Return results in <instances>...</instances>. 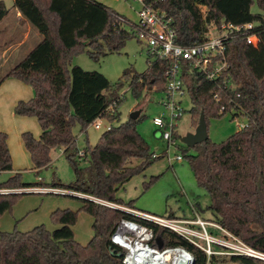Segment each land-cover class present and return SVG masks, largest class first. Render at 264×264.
<instances>
[{
    "label": "trees",
    "instance_id": "16d2710c",
    "mask_svg": "<svg viewBox=\"0 0 264 264\" xmlns=\"http://www.w3.org/2000/svg\"><path fill=\"white\" fill-rule=\"evenodd\" d=\"M254 0H157L155 6L173 18L178 39L192 44L201 41L206 23L226 19L234 24L253 23L258 34L257 46L238 38L228 44L229 68L220 81H210L204 73L185 67V82L193 106L192 124L199 123L204 112L209 117H221L233 106L236 114L247 118V125L222 142L210 138L193 147L189 157L198 184L209 197L208 206L216 221L240 237L248 245L264 252V0H258L261 12L254 13ZM206 7L204 17L200 6ZM23 16L42 35V40L15 66L7 77H15L34 88L30 100H19L14 111L20 116H34L41 126L39 137L31 131L22 133L35 169L52 164L51 151L60 148L73 165L75 181H53L56 188L86 195H69L82 200L81 209L93 216L94 235L87 244L75 238L73 226L78 211L70 208L54 210L51 218L59 225L54 230L44 224L28 231L0 230V264H123L121 248L111 241L119 220L135 218L132 214L104 202L135 208V200L125 203L117 193L132 177L145 172L158 158L151 152L147 140L137 129V119L128 118L112 124L101 134L94 146L77 147L74 126L81 130L98 118L108 115L109 107L123 100L120 88L129 81L130 89L140 97L146 88L165 89L166 62L154 61L145 72L127 68L113 84L102 72L86 70L79 65L69 67L72 54L86 48L99 60L109 53L120 52L132 32L124 28L125 19L116 10L98 0H14ZM10 13L0 0V22ZM133 34L137 37L136 27ZM228 78L234 85L226 86ZM219 91L217 102L212 93ZM225 105L226 111H221ZM113 122L117 111L108 115ZM174 138H180L176 133ZM80 151L83 154H80ZM140 162L132 165V160ZM87 161L85 166L80 162ZM8 134L0 131V172L13 170ZM37 184H43L40 180ZM22 181L21 173L0 182V189L31 187ZM24 193H0V215L12 208ZM151 225L164 246L185 245L195 256L194 264H208L207 254L172 230L142 220ZM227 264H264L263 260L245 255L213 256Z\"/></svg>",
    "mask_w": 264,
    "mask_h": 264
},
{
    "label": "rangeland",
    "instance_id": "374dc122",
    "mask_svg": "<svg viewBox=\"0 0 264 264\" xmlns=\"http://www.w3.org/2000/svg\"><path fill=\"white\" fill-rule=\"evenodd\" d=\"M2 1L10 9V13L0 25V80L24 58L27 49L38 41L36 30L30 26L25 28L22 18H19L18 12L14 8V0ZM98 1L104 2L122 15L125 19L124 28L132 32V36L120 52L109 53L99 60L93 59L86 48L79 49L72 54L69 67L79 65L86 70L100 71L113 84L121 79L124 71L129 67H133L140 73L145 72L149 66L146 48L133 34V25L139 19L138 11L141 4L135 0ZM252 11L254 13L262 11L258 0H254ZM26 35L29 36L27 45L24 43ZM10 45L13 47L5 52L4 50L8 49ZM4 47L6 48L2 49ZM5 56L8 59H4ZM1 65L3 66L1 67ZM11 83L20 84V89ZM129 83V81H125L119 91L123 95V100L117 107V111L120 113L118 119L109 122V119L101 118L100 128L91 124L86 131L81 130L79 123L74 126L78 149L85 150L89 145L94 146L101 134L107 130L109 124L125 121L130 118L134 111L140 110L142 117L137 123V129L147 140L151 152L161 157L145 172L135 175L120 188L117 193L118 197L122 198L125 203L135 200L134 205L137 209L152 214L195 217V213L198 212L201 218L211 221L213 216L208 208L210 197L207 191L198 184L189 157L184 156V151H187V155H192L195 150L188 148L181 141L182 137L194 132L198 125V123L195 126L192 124L191 109L193 103L189 93L187 92L183 96L182 105L185 111L178 122L177 133L180 138L177 139V147L179 149L172 147L170 151L172 158L177 153L182 154L184 158L182 161L173 159L170 163L168 155L165 153L168 148L167 142L161 138V133L153 121L155 117H159L165 112V107L160 103L166 96L164 89L157 88V86L151 89L146 88L140 97H136L130 89ZM2 84L4 85L0 89V131H5L8 134V144L14 168L12 171L0 172V182L7 181L16 173H21L22 181L33 185L28 187L27 191H24L23 187L17 188L16 192L24 193V195L16 201L11 209L0 215V230L28 231L41 224L50 230H54L59 225L51 218L52 212L58 208H70L78 211V220L73 226L75 238L81 244H87L94 235L92 228L94 220L91 214L81 209L82 200L64 193H36L30 190L38 187L53 188V181L68 184L76 179L73 165L60 148L52 149V164L49 167L40 171L34 167L31 156L24 145L22 133L31 131L34 136H39L41 126L34 116L16 115L13 107L15 106V99L19 98L16 97L17 95L21 96V100L26 101L33 98L35 96L34 88L15 77H7ZM232 116L231 113H227L221 117L212 116L208 118V133L212 141L219 143L226 140L240 130V122H247L245 116L236 115L234 118ZM139 162L138 159H133L131 163L136 165ZM80 164L85 166L87 161H82ZM39 180L43 184H37ZM207 228L209 231L217 233L213 227L208 226ZM215 264L227 263L217 260Z\"/></svg>",
    "mask_w": 264,
    "mask_h": 264
},
{
    "label": "built area",
    "instance_id": "2783aa9c",
    "mask_svg": "<svg viewBox=\"0 0 264 264\" xmlns=\"http://www.w3.org/2000/svg\"><path fill=\"white\" fill-rule=\"evenodd\" d=\"M141 4L138 11V21L134 23L136 27L137 39L146 48L148 64L154 61L163 60L166 62L164 72L166 96L160 102L165 107V112L154 118V124L161 133V138L167 142V153L169 162L172 160H183V155L177 153L173 158L170 156L172 147H177V139L174 138L178 132V122L185 109L183 107V96L188 92L185 82V67L189 71L204 73L210 81H220L224 78V73L229 68L227 58V47L233 40L241 38L248 44L257 46L259 43L258 34L253 31L254 24H234L222 19L216 23H206V30L201 41L192 44L182 43L178 39L177 29L173 18L166 11L155 6L157 0H135ZM200 6V5H199ZM204 17H206V7L200 6ZM226 86L232 85L230 79H223ZM234 88V85H232ZM189 93V92H188ZM217 102L222 100L219 91L212 93ZM123 97V95H121ZM117 101L114 102L108 111V115L117 113ZM221 111H226V106L221 107ZM227 113L236 115V108L233 106ZM93 124L96 128L101 126V118ZM110 122V120H109ZM246 123H239L240 129ZM112 123L107 126L110 129ZM80 154H83L80 151ZM154 156H156L154 154ZM28 187L24 188L27 191ZM17 189H0V193L16 192ZM36 193H64L66 195H76L87 197L86 195L64 188L38 187L30 189ZM112 207L120 208L135 218L123 217L119 220L111 241L121 248L123 264H194V253L185 245H169L159 247L154 228L144 223L146 220L162 228L172 230L193 245L200 248L207 254L208 264L213 256L245 255L264 261V252L248 245L240 237L224 228L216 221H209L201 218L199 214L195 217L160 216L140 209H135L127 205H119L104 202ZM211 226L217 231H209Z\"/></svg>",
    "mask_w": 264,
    "mask_h": 264
},
{
    "label": "water",
    "instance_id": "95a60500",
    "mask_svg": "<svg viewBox=\"0 0 264 264\" xmlns=\"http://www.w3.org/2000/svg\"><path fill=\"white\" fill-rule=\"evenodd\" d=\"M140 110L134 111L130 118L137 119L140 115ZM209 139L207 121L204 112L201 113L199 123L194 132L188 133L186 136L181 138L182 143L188 147H193L199 143H202ZM157 244L159 247L163 246V240L161 237H157Z\"/></svg>",
    "mask_w": 264,
    "mask_h": 264
},
{
    "label": "crops",
    "instance_id": "0c3cea01",
    "mask_svg": "<svg viewBox=\"0 0 264 264\" xmlns=\"http://www.w3.org/2000/svg\"><path fill=\"white\" fill-rule=\"evenodd\" d=\"M102 3H104V2H102ZM105 4V3H104ZM107 5V4H106ZM17 10V9H16ZM17 14H18V16H19V18H23V16H22V14L17 10ZM7 18V17H6ZM6 18H4V20L6 19ZM4 20H2L1 22H0V25L4 22ZM24 26H25V28L27 27V26H30V27H33L35 30H36V32H37V37H38V41L32 46V47H30L29 49H27V51L24 53V57L28 54V52L30 51V50H32L41 40H42V36H41V34L37 31V29L30 23V22H27L26 24H24ZM28 39H29V36L28 35H26L25 36V39H24V43L26 44L27 43V41H28ZM27 45V44H26ZM11 47H13V45H10L9 47H8V49H6V50H4L5 52L7 51L8 52V50L9 49H11ZM6 47H4V48H2V49H5ZM4 59H8V57H3ZM7 61V60H6ZM6 61H5V63H6ZM2 62H4V61H2ZM4 63V64H5ZM3 65H1V67H2ZM106 76V75H105ZM107 77V76H106ZM108 78V77H107ZM109 79V78H108ZM4 82L6 81V79H4L3 80ZM3 81L0 83V89H1V87H3V85L4 84H2L3 83ZM14 87H19V89H20V84H17V83H11ZM15 94H16V92H15ZM16 97H19V98H16L15 99V104L14 105H16L17 104V102L19 101V100H21L20 98H21V96H19V95H17ZM14 108H15V106H13ZM14 113H15V111H14ZM16 114V113H15ZM17 115V114H16ZM20 116V115H19ZM41 132H42V130H41ZM41 134V133H40ZM40 136V135H39ZM39 136H36V137H39ZM9 145V144H8ZM10 148V147H9ZM11 151V150H10ZM195 214H198V212H196Z\"/></svg>",
    "mask_w": 264,
    "mask_h": 264
}]
</instances>
